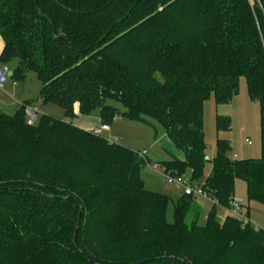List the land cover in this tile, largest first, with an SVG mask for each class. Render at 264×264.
Here are the masks:
<instances>
[{
  "label": "trees",
  "instance_id": "1",
  "mask_svg": "<svg viewBox=\"0 0 264 264\" xmlns=\"http://www.w3.org/2000/svg\"><path fill=\"white\" fill-rule=\"evenodd\" d=\"M0 36V62L18 60L11 78L35 73L38 98L66 114L28 125L29 102L0 112V264H264V231L229 211L237 179L264 206V0H0ZM241 78L259 103L261 155L230 158L217 139L207 163L203 104L231 102ZM108 101L162 125L183 158L153 164L173 178L189 170L216 202L204 224L185 194L166 220L169 198L140 176L145 152L71 122L78 104L110 125ZM216 127L230 131L229 117Z\"/></svg>",
  "mask_w": 264,
  "mask_h": 264
},
{
  "label": "rangeland",
  "instance_id": "2",
  "mask_svg": "<svg viewBox=\"0 0 264 264\" xmlns=\"http://www.w3.org/2000/svg\"><path fill=\"white\" fill-rule=\"evenodd\" d=\"M8 73L15 71L18 65V60L14 59L7 64ZM1 65L0 69L4 66ZM7 73V77H8ZM11 81V77H8ZM25 84L27 86H34L39 84L37 76L33 72H28L25 76ZM24 82V81H23ZM22 82V83H23ZM21 83V86H23ZM108 103L116 108L118 122L111 123V128L114 138L123 145L135 152H148L153 162L168 161L174 157H178L179 151L172 145L165 134V130L161 124L155 120L150 119L153 127L142 123L129 121L124 119L121 114L125 111L124 107L115 101H108ZM40 113L49 114L56 117L66 118L65 111L54 104L48 103L45 107L42 102L36 103ZM56 112V114L48 113L49 111ZM99 112L96 110L89 115H78L77 118L82 121L91 122L95 124ZM41 118V115H39ZM218 116L229 117L230 131H217L216 119ZM39 118V119H40ZM39 119L35 124L39 123ZM76 117L73 119L75 120ZM203 127H204V142L206 144V155L208 158L214 157L216 153L217 139L229 141L230 149L227 155L230 158L243 160V159H257L261 155V134H260V108L256 100H251L247 93L246 80L241 78L239 81L238 94L233 97L231 102L216 105L213 96L209 97L203 104ZM117 132L115 133V130ZM105 139L109 140L107 135H103ZM249 142V143H248ZM172 153V154H171ZM151 163V166L153 165ZM151 166H144L141 171V179L143 180L144 187L147 190L163 194L169 198V203L166 210V220L173 222V209L174 204L182 197L183 190L169 184L168 179L151 169ZM209 164L205 167V176L210 173ZM183 178L190 182V172L186 171ZM202 181V180H201ZM200 181V182H201ZM193 186H197V182H190ZM233 198L244 203L249 207V213L253 220L257 221L262 219L264 215V206L256 202H248L246 199L245 183L237 179L234 184ZM211 201V200H210ZM212 202V201H211ZM195 205L200 212L199 224H204L212 205L205 199H196ZM226 212L217 207V218L222 221L225 218ZM193 214L189 213L186 217V222L192 219ZM251 219V220H252ZM261 224L260 222H258ZM264 228V226H263Z\"/></svg>",
  "mask_w": 264,
  "mask_h": 264
},
{
  "label": "crops",
  "instance_id": "3",
  "mask_svg": "<svg viewBox=\"0 0 264 264\" xmlns=\"http://www.w3.org/2000/svg\"><path fill=\"white\" fill-rule=\"evenodd\" d=\"M4 48V42L3 39L0 36V56L2 53V50ZM1 65H4L0 62V67ZM12 76V75H11ZM26 80H24V82L22 83L23 86H21V83L16 82L15 80H13L11 78V81L7 80V82L0 87V112L5 114V115H13L15 113V111L17 110V107L25 102H29L30 105L34 106L37 108L36 103L42 102L39 98H38V94H39V90H40V83L39 84H35L34 86H27L25 83ZM48 104V103H47ZM47 104L43 103V106L45 107ZM38 110V119H39V115L42 116V114L40 113L39 109ZM53 111H49L48 113H52ZM53 114H56V112H53ZM43 115H49V114H43ZM78 104L74 105V117L71 119V122L73 123V125L81 130L84 131H91L93 129H97L100 127L101 120L99 117V114L97 115V120L98 122H96L95 124H91V122H89V120L87 121H80L77 116H78ZM52 117H55L57 119H60L59 117L53 116V115H49ZM76 117L75 120H73ZM37 119V120H38ZM61 120H66V118H61ZM119 119H117L115 122L112 123H117ZM117 132V129L115 130V133ZM112 128H111V124L109 125V131L104 132L102 135H107L109 138H114V136L112 135ZM117 140V139H116ZM118 141V140H117ZM119 142V141H118ZM173 145V144H172ZM178 150V149H177ZM179 151V150H178ZM146 153V156L148 157V159L153 162V158L150 157V155L148 154V152L144 151ZM172 154V153H171ZM172 156H174L172 154ZM178 159H182L183 158V154L181 151H179V154L177 155ZM163 161H157L155 160V162L153 163H160ZM205 199L207 200L212 206H213V202H211L209 199L206 198H202V197H194V201L196 203V199ZM240 202V201H239ZM241 204L245 205L244 203L240 202ZM246 206V205H245ZM247 210H248V218L250 219V221H252L253 223L257 224L260 229H262L264 231V215L263 217H261L262 219H259L258 222H260L261 224H259L257 221L253 220L250 216L249 213V207L246 206ZM226 212V211H224ZM227 214L229 212H226ZM226 214V215H227ZM252 219V220H251ZM223 220V219H222Z\"/></svg>",
  "mask_w": 264,
  "mask_h": 264
},
{
  "label": "built area",
  "instance_id": "4",
  "mask_svg": "<svg viewBox=\"0 0 264 264\" xmlns=\"http://www.w3.org/2000/svg\"><path fill=\"white\" fill-rule=\"evenodd\" d=\"M7 73H8V68L4 65L0 69V87H2L7 82V80H8ZM24 117H25V120H26L28 125H34L38 119L37 108L32 106V105H25L24 106ZM115 119L116 118H114V120ZM107 131H109V125L108 124H101L99 128L93 129L90 132L94 136H103L102 134L104 132H107ZM112 141H116V140H112ZM141 155L143 156L144 152H142ZM151 169L155 172L159 171V174L165 176L168 179V182L170 185L176 186V187L182 189L183 193L185 195H192L193 197L206 198V199L211 200L213 203H216L214 200L210 199V197L207 195V193L200 186H198V185L193 186L192 184H190L189 181H186L183 177H180V178L170 177L168 174H166L164 169L160 168L157 164H153ZM229 211L235 218H237L241 222L242 227H244L248 224H251V225H253L255 230H259V227L256 224H253L248 219V217L245 214L246 210L240 202L233 200L231 202V207H230Z\"/></svg>",
  "mask_w": 264,
  "mask_h": 264
},
{
  "label": "water",
  "instance_id": "5",
  "mask_svg": "<svg viewBox=\"0 0 264 264\" xmlns=\"http://www.w3.org/2000/svg\"><path fill=\"white\" fill-rule=\"evenodd\" d=\"M11 75H12V73L10 72V73H8V77H11ZM206 162L208 163V162H210V159L207 157L206 158ZM77 228L78 227H76V230H75V232L77 231Z\"/></svg>",
  "mask_w": 264,
  "mask_h": 264
}]
</instances>
